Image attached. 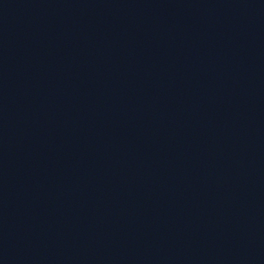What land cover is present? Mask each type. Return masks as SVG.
Segmentation results:
<instances>
[{
    "label": "water",
    "instance_id": "water-1",
    "mask_svg": "<svg viewBox=\"0 0 264 264\" xmlns=\"http://www.w3.org/2000/svg\"><path fill=\"white\" fill-rule=\"evenodd\" d=\"M0 264H264V0H0Z\"/></svg>",
    "mask_w": 264,
    "mask_h": 264
}]
</instances>
